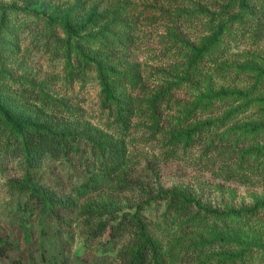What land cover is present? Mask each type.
<instances>
[{"label":"rangeland","instance_id":"374dc122","mask_svg":"<svg viewBox=\"0 0 264 264\" xmlns=\"http://www.w3.org/2000/svg\"><path fill=\"white\" fill-rule=\"evenodd\" d=\"M2 17L17 24L11 52H0V98L12 115L72 133L102 132L117 144L119 165L80 136L77 154L47 157L36 169L0 151V243L7 249H0V264H121L127 236L108 241L106 232L94 234L99 221L124 213L144 223L158 264H219L224 254L241 252L243 262L234 264H264V208L255 206L264 204V179L255 163L239 169L230 145L262 143L250 131L264 110V76L256 72L264 68V0H0ZM62 23L78 34L67 38ZM101 29L119 38L105 48L81 40ZM217 31L216 50L192 72L190 49ZM77 46L117 73L122 117L102 106L94 64L68 74L65 58L75 65ZM200 93L214 97L208 107L197 102ZM237 106L210 133L218 154L203 155L202 141L169 144L171 133L220 121ZM229 127L231 135L247 136L237 145L228 138V145L218 135ZM29 185L48 197L49 208ZM176 191L192 200L188 212L162 198ZM85 206L109 211L89 217Z\"/></svg>","mask_w":264,"mask_h":264},{"label":"trees","instance_id":"16d2710c","mask_svg":"<svg viewBox=\"0 0 264 264\" xmlns=\"http://www.w3.org/2000/svg\"><path fill=\"white\" fill-rule=\"evenodd\" d=\"M21 12L34 16V14L27 13V11L25 10H21ZM38 15V13H35V16ZM41 16L45 17L46 24L49 25L52 23L48 15L44 14ZM91 20L92 19L89 18L86 20V22L92 23L93 21ZM18 25H21V23H18ZM61 27L66 29L67 38H69L72 34L77 35L79 32V29H77V27H68L63 23ZM16 28L17 24H15V22L11 23L7 17H2L0 22V52H11V47H13L15 43L12 42L13 38H10L9 35L11 33L13 34ZM85 37H81V40H83L84 44H88L89 42L94 40L95 43L97 42L98 45L101 46V48H105L104 46H108L110 44V41H114L115 37L119 38L115 33H112L106 29H101L99 32ZM220 37L221 34L219 31L214 32L209 37L204 38L202 40L203 42L199 44V47L190 49V53L186 58L187 68L192 69V72H195L199 62L212 55V53L216 50L217 46L220 43ZM59 43L63 45H84L73 42L70 43L66 40L60 41ZM72 51L75 54L76 63L72 66L70 64L69 57L67 56L65 58L68 74L70 75L72 74V72H78L79 70L82 72L85 68H87L91 64H94L96 68V78L98 79L100 86V94L102 95V106H114L116 117H122L121 114L123 111H121V103L119 102V99L115 94L116 92L114 88V78H117V73L110 71V68L105 69L104 67L96 64V58L88 54H84V51L80 46L72 48ZM256 72L261 75L259 78L264 76V68L256 69ZM158 93L156 94L157 97L155 96L156 99L163 98L166 94L165 91H161ZM237 93L241 95L240 92ZM201 94L202 93L199 94L197 102H199L200 100L201 102L205 101L204 107H208L214 97L209 100L206 98V96ZM219 96L222 97L223 94ZM239 109L240 106H237V109H233L232 111L228 112L227 116L221 118L220 121L207 120L188 129L173 132L171 133L168 142L169 144H172L174 148L179 144L186 148V146H192L195 144L198 145V143L202 141L203 144L206 143L203 146V155H205L209 149L218 154L220 152H218L219 149L211 144L212 138L215 137L213 134H210L213 131V126L217 125L216 122H218V124H222L226 120V118L232 116L234 113H237ZM231 127H229V129L222 132L218 136L220 140L224 138L228 145V138L230 139L233 137V143L237 145L238 139L240 137L247 136V133L244 131V133L236 136L231 135V132L233 131V128ZM251 127L252 129L250 132H255L262 136V143H255L249 147L247 146L238 150H234V146L232 144L230 145L233 148V152H235L234 154H236L237 156V164L239 169L243 167V163H249V166H253L255 163V167H258L259 174L264 179V110L261 111L260 119L251 123ZM0 136H4V141L2 142L4 144L0 143V151L10 150L14 157H20L24 164L31 169L38 168L41 161L47 157L58 159L71 156L72 154H77V145L74 143L75 136H80L86 139V141L91 143L99 153L105 154L107 152L111 156H115L112 157L113 159L111 160V165L115 167H118L119 165L117 161L119 160V149L117 147V144L113 145L110 137L103 134L102 132L99 133L96 131H90L88 134H84L82 132L72 133V130L69 127L62 126L60 128H55L52 125L36 123L27 115L19 114L13 116L8 103L3 102V99L1 98ZM202 136H208V138L206 137V139L204 140ZM7 141L11 145L7 144ZM174 151L175 150L172 149V152ZM29 188L34 191V195L41 198L44 207L49 208L48 203L50 201L48 197L39 194L37 191H35V188L32 185H29ZM162 198H167L166 200L168 206L171 207V209H173L174 211L180 213L188 212L189 204L192 203V200L187 196V194L179 191L164 194ZM255 206H261V208H264L263 203L259 205L256 204ZM84 211L87 212L89 217H95V215L105 213L104 211L108 212L109 209L85 206ZM249 212H251V210H247L244 213L248 214ZM113 218H115L114 222L107 223L99 221L95 225L97 232L94 234V236L100 237L106 232L108 241H111L123 235L127 236V240L129 241L128 246L123 248V250H121L117 255L120 260H122L121 264H158L159 253L156 244L147 235L145 225L143 222H141L137 214L124 213L120 217H116L115 215ZM0 242L2 243V241ZM1 243L0 249L3 251L7 250L1 245ZM103 256L104 258H106L105 255ZM243 258L244 257H242V252L239 254L226 253L224 254V259H222V262H220L219 264H234L233 260L235 259L243 262Z\"/></svg>","mask_w":264,"mask_h":264}]
</instances>
